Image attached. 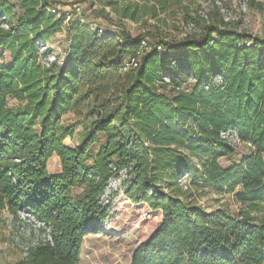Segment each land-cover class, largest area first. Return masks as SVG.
<instances>
[{
	"label": "trees",
	"instance_id": "16d2710c",
	"mask_svg": "<svg viewBox=\"0 0 264 264\" xmlns=\"http://www.w3.org/2000/svg\"><path fill=\"white\" fill-rule=\"evenodd\" d=\"M85 1L115 30L99 34L74 12L64 60L42 65L51 51L41 46L69 15L51 0H0V224L3 211L18 223L25 213L50 236L14 264H79L85 237L110 219L100 197L121 174L123 197L163 219L130 264H264V39L201 17L190 5L202 0ZM175 7L194 28L183 38L124 28ZM132 57L136 67L123 71ZM68 113L74 124L63 123ZM75 126L82 137L69 147ZM226 130L252 146L240 161ZM185 176L233 194L240 208L207 212L179 186Z\"/></svg>",
	"mask_w": 264,
	"mask_h": 264
},
{
	"label": "rangeland",
	"instance_id": "374dc122",
	"mask_svg": "<svg viewBox=\"0 0 264 264\" xmlns=\"http://www.w3.org/2000/svg\"><path fill=\"white\" fill-rule=\"evenodd\" d=\"M51 2L61 13L69 15V18H75L74 12L76 14L84 12L83 21L86 23L96 24L105 29L110 27L108 21L96 17L93 13L94 10L100 9L97 5L91 8L89 2L85 0H51ZM216 2L220 3V8L222 6L224 9V16L216 8ZM187 4V2L184 3V5ZM190 8L193 11L199 10L198 14L207 19L214 17L223 22L226 19L232 30L264 39V0H202L191 4ZM114 17L110 14L111 19ZM68 22L69 19L63 22L48 45L41 46L39 51L41 54L46 48L51 51L47 59L43 57L40 59L42 65H47L54 60L59 63L64 60L68 46L65 34ZM124 25L125 30L132 36L149 32L162 38L179 39L185 33L194 32V28L185 31L187 26L179 7L160 15L158 21L148 19L144 24L142 22L136 24L126 20ZM9 106H16V102L10 100ZM76 121L77 118L72 113L66 114L63 118V123L66 125L74 124ZM83 129V126H75L74 138H66L64 144L69 147L77 146ZM246 154L247 150L237 148L232 159L240 161ZM195 162L198 164L199 160ZM219 164L226 167L229 165V160L220 159ZM47 167L51 174L60 171V163L54 159L48 161ZM124 177V174H121L119 178L111 180L102 195V204L110 205V219L102 225L97 234L85 237L79 264H130L134 250L145 242L162 223L161 212L151 211L145 205H133L123 197ZM180 187L182 190L190 189V194L194 196L196 204L207 212L219 208L235 212L240 208V205L233 199V194L218 193L210 184L201 181L191 183L186 178V182ZM1 216L3 222L0 224V264H14L23 257L24 248L39 240L43 234L29 223L14 222L6 211H3Z\"/></svg>",
	"mask_w": 264,
	"mask_h": 264
},
{
	"label": "built area",
	"instance_id": "2783aa9c",
	"mask_svg": "<svg viewBox=\"0 0 264 264\" xmlns=\"http://www.w3.org/2000/svg\"><path fill=\"white\" fill-rule=\"evenodd\" d=\"M217 9H219L220 13L224 16V9L220 8V3H217ZM213 7V6H212ZM49 11L52 13V14H56L57 16H59V13H56L54 10L52 9H49ZM77 11L78 8H77ZM204 18V17H203ZM67 19H69V17H67ZM205 19H207L205 17ZM224 22L225 23H228L226 19H224ZM3 28H7V24L4 23L2 25ZM191 28H193V25L192 24H189L187 25V27L185 28V31L187 32L188 30H191ZM109 30L111 31H114V27L110 26L108 28ZM105 31V28H102L101 26H97V32L99 34H103V32ZM187 35V33H185L183 35V37H185ZM181 37V38H183ZM140 46H141V51H147L149 52L150 51V46L147 44V42H141L140 43ZM155 49L157 51H161V47L160 46H156ZM40 51V50H39ZM39 54H41V52H39ZM137 65V60L136 58H128L126 59L122 64H121V67L123 69V71H128V70H131V69H134ZM164 83H169L170 80L168 78H165L163 79ZM157 84H161V82H157ZM178 90V88H176ZM182 89V87H181ZM220 137L225 140L230 146L234 147V148H246V149H250L252 148L251 144L248 143V142H242L238 133L235 131V130H226V131H223L220 133ZM186 176L181 178L180 180H178V184L181 186V185H184V183L186 182ZM102 196L100 197V200H101ZM20 220L22 222H26V223H29L30 225H32L33 228H37L38 230L40 229H45L44 225L40 222H38L37 220H35L31 215L29 214H25V213H20ZM44 235L42 237H45L47 240H50V236H49V231L48 230H45L44 231ZM27 248V247H26ZM26 248H24L26 250ZM24 250V251H25Z\"/></svg>",
	"mask_w": 264,
	"mask_h": 264
},
{
	"label": "crops",
	"instance_id": "0c3cea01",
	"mask_svg": "<svg viewBox=\"0 0 264 264\" xmlns=\"http://www.w3.org/2000/svg\"><path fill=\"white\" fill-rule=\"evenodd\" d=\"M56 158H57L56 156H53L50 160H52V159L55 160ZM57 159H58V158H57ZM50 160H49V161H50ZM55 161H56V160H55ZM58 163H59V159H58ZM59 172H60V171L56 172L55 174H57V173H59Z\"/></svg>",
	"mask_w": 264,
	"mask_h": 264
},
{
	"label": "bare ground",
	"instance_id": "6f19581e",
	"mask_svg": "<svg viewBox=\"0 0 264 264\" xmlns=\"http://www.w3.org/2000/svg\"><path fill=\"white\" fill-rule=\"evenodd\" d=\"M55 160H56V162H58V159L57 158Z\"/></svg>",
	"mask_w": 264,
	"mask_h": 264
}]
</instances>
